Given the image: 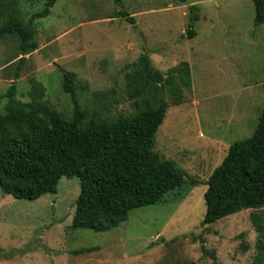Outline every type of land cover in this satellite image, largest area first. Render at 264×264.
<instances>
[{
	"label": "rangeland",
	"instance_id": "1",
	"mask_svg": "<svg viewBox=\"0 0 264 264\" xmlns=\"http://www.w3.org/2000/svg\"><path fill=\"white\" fill-rule=\"evenodd\" d=\"M45 4L0 0V27L12 17L28 25ZM190 6L199 8L192 38ZM254 18L251 0H57L48 16L32 21L36 50L22 55L16 35L1 37L0 115L14 85L18 101L29 103L38 92L39 101L72 120L62 89L67 71L76 75V98L90 118L131 116L126 66L143 54L163 74L186 62L191 88L165 112L153 147L186 173L182 187L106 232L72 228L76 177L61 178L55 194L32 201L0 189V264H212L200 239L216 264H257L264 207L201 224L209 176L233 143L252 136L264 106V24L255 26Z\"/></svg>",
	"mask_w": 264,
	"mask_h": 264
},
{
	"label": "trees",
	"instance_id": "2",
	"mask_svg": "<svg viewBox=\"0 0 264 264\" xmlns=\"http://www.w3.org/2000/svg\"><path fill=\"white\" fill-rule=\"evenodd\" d=\"M56 1L46 0L43 11L28 25L12 17L0 27V38L16 35L22 55L36 50L32 21L48 16ZM251 1L255 26L264 24V0ZM189 12L187 35L192 38L199 8L190 6ZM116 17L133 24L127 13L119 12ZM126 69L131 70L127 94L135 99V112L128 117L90 118L78 104L72 72L62 71V89L73 104L72 120L39 101L38 92L29 103L18 101L11 85L4 96L8 101L5 112L0 115V189L15 199L32 201L55 194L61 178L76 177L80 190L72 228L106 232L127 221L132 210L155 205L165 194L182 187L186 173L160 159L153 147L165 112L180 105L183 93L191 88L190 68L182 62L163 74L143 54ZM144 93L147 96L140 103L138 98ZM203 200V226L264 207V106L252 136L233 143L209 176ZM199 241L202 253L216 264L215 254L204 248L203 239ZM257 264H264V249Z\"/></svg>",
	"mask_w": 264,
	"mask_h": 264
}]
</instances>
